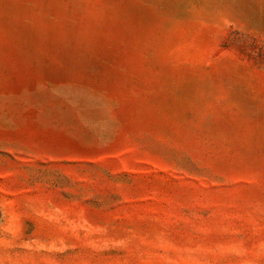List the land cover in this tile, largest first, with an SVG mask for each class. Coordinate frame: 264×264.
Wrapping results in <instances>:
<instances>
[{"label": "rangeland", "instance_id": "374dc122", "mask_svg": "<svg viewBox=\"0 0 264 264\" xmlns=\"http://www.w3.org/2000/svg\"><path fill=\"white\" fill-rule=\"evenodd\" d=\"M0 264H264V0H0Z\"/></svg>", "mask_w": 264, "mask_h": 264}]
</instances>
